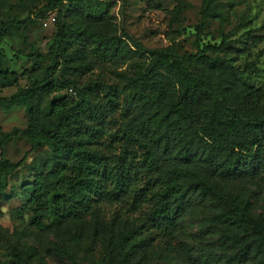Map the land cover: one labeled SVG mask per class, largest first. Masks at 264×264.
Segmentation results:
<instances>
[{
	"label": "trees",
	"instance_id": "trees-1",
	"mask_svg": "<svg viewBox=\"0 0 264 264\" xmlns=\"http://www.w3.org/2000/svg\"><path fill=\"white\" fill-rule=\"evenodd\" d=\"M50 1L52 10L57 9L52 44L44 54H25L32 62L24 72L28 83L0 97L6 110L24 106L27 119L25 128L0 130V203L6 199V179L19 171L30 152L48 146L51 156L29 197L32 224L39 228L45 227L46 214L61 226L83 222L99 201H121L133 174L143 169L146 181L134 201L151 194L149 218L167 236L189 210L201 206L210 212L208 230L229 250L202 256L204 264H264V216L255 215L249 199L224 185L241 176L264 182V88L243 82L249 68L241 70L234 63L247 39L264 40V22L240 38L223 34L219 44L202 46L205 29L213 20L223 22L226 6H233L231 1L203 0L195 53H180L174 46L140 53L121 35L86 23L101 18L109 2ZM13 24L0 18V80L5 87L20 78L8 66L10 57L2 46ZM85 49L95 62L113 65L122 85L98 79L78 83L76 76L93 65L85 59ZM137 56L130 69L118 71L119 64ZM251 65L258 68L256 62ZM69 89L75 93L63 92ZM119 111L121 135L108 129ZM107 132L121 143L118 155L98 146ZM17 137L25 138L31 150L13 162L5 146ZM98 219L96 215L91 223L93 234L99 230ZM138 234L135 229L121 233L119 264L129 263ZM71 260L81 264L73 256ZM9 264H34L33 248L23 252L12 246ZM38 264L49 263L41 259Z\"/></svg>",
	"mask_w": 264,
	"mask_h": 264
},
{
	"label": "rangeland",
	"instance_id": "rangeland-1",
	"mask_svg": "<svg viewBox=\"0 0 264 264\" xmlns=\"http://www.w3.org/2000/svg\"><path fill=\"white\" fill-rule=\"evenodd\" d=\"M109 2L108 10L99 19H85L91 29L101 27L107 34L121 35L140 53L149 49L174 46L180 53L197 50V26L200 24L203 0H101ZM233 2L232 8L226 6L225 20H213L199 38L203 46L207 43L219 44L222 35H241L264 22V0H223ZM229 8V10H228ZM41 13H45L44 16ZM0 18L5 21H22L26 24H13L10 34L2 45L10 57L8 66L19 75L18 84L4 86L0 80V97H9L17 87L26 86L28 77L24 74L32 67L27 53L44 54L53 42L56 33L57 9L51 8L50 0H0ZM67 20L71 17L67 14ZM25 30V33H24ZM261 33V32H260ZM136 43L142 45L141 49ZM86 60L92 61V69L76 76L78 83L102 80L122 85L113 65L95 62L89 51H83ZM234 63L241 70L249 68L242 78L243 82L264 88V40L254 43L247 39L243 50L235 53ZM121 63L118 71L131 68L137 61ZM47 61L46 58L44 62ZM256 62L257 67H253ZM65 93H75L73 89ZM60 93V92H59ZM51 97L46 101V105ZM264 107V106H263ZM121 111L108 129L121 135ZM27 119L25 107L6 110L0 106V130L8 132L13 128H25ZM110 145V146H109ZM121 143L107 132L102 138L101 147L106 153L118 155ZM31 145L23 137L9 140L5 146L8 159L18 162ZM51 151L48 146L40 147L29 153L19 171L6 179V199L0 203V264H9L12 259V246L23 252L33 248V262L38 264L44 259L49 264H73L71 256L81 264H119V239L123 231L135 229L139 232L133 254L128 264H204L202 256L210 253L228 252L226 245L218 242L217 236L208 229L206 217L209 209L192 208L183 217L177 230L167 236L151 221L150 211L153 204L151 194L134 201L137 191L146 181L140 169L128 182V194L114 203L99 201L93 215L83 222L68 221L56 226L51 214L42 219L44 228L32 224L34 214L29 197L35 178L45 170ZM226 190L240 194L253 204V212L264 216V182L250 176L225 180ZM152 187V185H151ZM98 215L99 230L91 233V223ZM209 231V232H208Z\"/></svg>",
	"mask_w": 264,
	"mask_h": 264
}]
</instances>
